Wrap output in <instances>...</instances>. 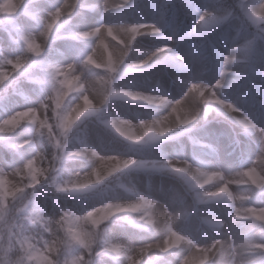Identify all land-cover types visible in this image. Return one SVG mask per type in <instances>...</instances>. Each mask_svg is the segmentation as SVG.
<instances>
[{"label":"clouds","instance_id":"clouds-1","mask_svg":"<svg viewBox=\"0 0 264 264\" xmlns=\"http://www.w3.org/2000/svg\"><path fill=\"white\" fill-rule=\"evenodd\" d=\"M141 2L44 0L42 19L15 41L18 50L0 72V100L11 101L10 90L37 71L40 99L0 114V124L17 117L12 129L22 133L35 116L56 147L73 145L82 126L96 122L108 146L121 149L106 161H127L128 175H166L172 183L137 188L138 203H114V180L93 161L77 185L91 187L65 192L52 150L46 155L25 139L32 151L9 171L13 180L25 176L24 189L0 216V264H264V219L249 211L264 209V0H160L150 20ZM101 38L110 51L98 47ZM84 97L92 106L76 115ZM257 99L259 116L244 107ZM219 122L239 126L229 159L212 130ZM145 153L158 158L146 161ZM41 193L62 194L74 212L29 225ZM104 209L109 214L93 222L89 213ZM137 209L139 221L124 224L117 215Z\"/></svg>","mask_w":264,"mask_h":264},{"label":"trees","instance_id":"trees-1","mask_svg":"<svg viewBox=\"0 0 264 264\" xmlns=\"http://www.w3.org/2000/svg\"><path fill=\"white\" fill-rule=\"evenodd\" d=\"M4 1L5 0H0V72H5L9 68L8 61L11 59L12 54H14L15 49L17 50L15 41H18L21 36L27 35V31L25 28L26 24L38 25L39 21L42 19L38 3L40 2V0H30V5L22 7L23 9L17 11V13H14L13 15L5 7ZM146 1L147 0H142L140 7L143 6ZM20 15L21 17H17ZM3 22H6L7 26H5ZM41 87L42 85L39 80V73H34L31 77L22 79L18 84L15 85L14 94H12V90H10L11 101L0 100V114L15 109V104L17 102H26L33 94H37L40 97L39 90L41 89ZM49 123L51 122L49 121ZM29 125L30 126L22 133L19 132L18 129H13L11 131H0V144L4 146L3 149L6 152L7 158L5 162L10 167H15L18 161L23 159L28 154V152L32 151V149L29 148L28 144L23 143V140L25 139L28 140L31 144L36 145L38 149L40 147L46 155L49 149H51L54 153L53 148L49 144L50 134L48 132V129L46 127H41L39 121H29ZM85 126H82L80 135L76 137V139L80 143L83 136L82 131ZM36 134H38V138L36 137ZM106 144L108 145V141ZM79 147L80 146H78V148ZM107 147L110 148L109 146ZM113 149H115L116 153L120 154L121 149H119L118 146H115ZM77 153L80 154L77 155ZM88 163V160L81 156L80 148L72 152L70 159H68L65 164L60 166V169L58 170V182L63 191L82 192L86 191L88 187H91V185H85L84 187L77 186L81 182L78 180L76 170L85 169L84 167ZM131 167L132 166L130 165L119 166L117 168L111 169L105 174V177L107 179L114 180V184L112 186L116 188L118 194H126L127 192L133 194L135 191L136 182H133L134 175L127 174V169ZM141 175L145 177L144 179L147 181V183H151L155 180L160 179L161 177V175L158 174ZM18 176L21 186L17 188V191H13L14 195L18 192L23 191L24 189L25 176ZM52 197L56 196H53L51 194H47V196H44V194L42 193L37 196L36 203L38 207L33 209L31 218L28 222L29 225L43 226L45 222L51 216L55 215L57 211H68L70 214L74 212V208L66 199L63 198L62 194L59 196L58 203L55 205L51 200ZM41 209H43V211H41ZM117 215L122 217V223L128 224L129 221L140 220L141 210L137 209V211L135 212L117 213ZM129 231L131 230L129 229ZM29 243L34 242L30 239ZM39 255V251L34 253V256ZM113 256L117 261L125 259L123 255H118L116 253H113ZM105 264H112V261L109 258H105Z\"/></svg>","mask_w":264,"mask_h":264},{"label":"rangeland","instance_id":"rangeland-1","mask_svg":"<svg viewBox=\"0 0 264 264\" xmlns=\"http://www.w3.org/2000/svg\"><path fill=\"white\" fill-rule=\"evenodd\" d=\"M30 0H5L4 1V5L7 8V10L12 13V15L14 13H17V11H20L21 9H23L22 7L26 6V5H30L29 4ZM82 2L87 3V4H94L96 3V0H82ZM160 2V0H148L147 2H145V4H143V6H141L139 8V12L142 14L143 18L145 20H150L152 17V13H151V5L153 4H158ZM39 3V10L40 13L42 15L43 10H44V0H40ZM228 3H232V1H228ZM16 15V14H15ZM89 19L90 21H95L96 20V15L89 12ZM17 17H21L17 16ZM135 20H139L141 19L140 15H134L132 17ZM5 24V26H7L6 22H3ZM37 25H30V24H26V31L28 34V31L30 29H34ZM146 43H149L148 41H146ZM58 47H60L61 49H63L64 47V42H60L58 44ZM18 50V49H17ZM17 50L15 49L14 53L17 52ZM108 50L110 51V47L108 48ZM103 51V50H102ZM35 73H39L38 71ZM40 99L39 95L37 94H33L31 95L30 99L26 102H23L24 104H32L33 101L38 102ZM18 103H22V102H17L15 104V108H17ZM245 110L253 113L256 116H259V103L256 101V106L253 107L251 104L249 105H245ZM122 112H124L125 114H127L126 110L124 108L120 109ZM237 119H239V117H237ZM85 126V125H84ZM212 130L214 132V136H219V144H220V148H221V155L225 158V159H229V157H227V152L230 150L231 146H234V141L235 138L237 137V132L239 130V126H233L232 124L228 123V122H219V123H214L212 125ZM52 136H55V131L53 130ZM9 134V132H8ZM82 139H81V143L75 138L73 141V145L69 146V145H63L62 142L56 146L53 147V145H57V141L53 138L52 143L50 144L51 147L54 150V155L57 157V159L54 161V165L57 168V172L60 169V166H62L63 164L66 163V161L68 159H70L71 154L73 151L77 150V149H81V156L84 157L85 159L88 160V164L84 167L85 169H81V170H76V174L78 177V180L80 182L83 181L84 179V175L85 172H87L89 170V164L91 165L93 161H96L97 166L102 167L105 170V174L107 172H109L111 169L117 168V160H105L104 157L105 155H112V156H116L119 155V153L115 152V149L113 148H108L107 146V141H108V136L107 134L104 132L102 126H100L98 123L96 122H88L85 126V128H83L82 131ZM36 137L38 138V134H36ZM35 137V138H36ZM240 139H243V137H240ZM78 146H80L78 148ZM4 146L2 144H0V188H2V194H0V216H6L7 215V211H8V207L10 202L16 200L22 193L18 192L15 195L13 194L12 188L13 186H15V188L17 189L18 187L21 186L20 184V180H19V176L17 175L16 179L13 180L12 176L9 174V171L11 168L6 162L5 160H7L6 158V152L4 151ZM77 148V149H76ZM75 149V150H74ZM93 149L96 150V154L93 156L92 152ZM39 150L44 152L40 147ZM169 151H171V149L169 148ZM125 157H122V159ZM158 157L156 156V154L154 153H145L143 156V159L146 161H152L154 159H157ZM173 158V157H170ZM132 159H137V157L133 156ZM181 159V157L176 156L174 157L175 161H179ZM245 161H240L241 164H243ZM121 166H125V165H121ZM131 166V165H130ZM179 163H177V167H179ZM58 176H59V172H58ZM145 177H143L141 174L140 175H134L133 177V182H136L135 185V190L137 188L140 189H149L151 188L153 191L156 190L157 188L163 187L165 190L168 189L169 185L172 183L171 179L168 176H161L160 179L155 180L151 183H147V181L144 179ZM154 184V185H153ZM230 191L232 192H236L237 188L235 185H230L229 186ZM17 191V190H16ZM128 191V190H127ZM15 192V191H14ZM44 194V196H47L46 193H42ZM241 195H244L245 193L241 190L240 192ZM120 198L117 200H114V203H120V204H135L139 202V199L134 196L133 194L130 193H126V194H121L119 193ZM58 198L59 197H52L51 200L53 202V204H57L58 203ZM246 219H245V223H246ZM257 223H260V221H257ZM127 238V236H126ZM30 240V239H29ZM29 242V241H28ZM62 246H66V247H70V245H62ZM128 256L131 255V253L127 254Z\"/></svg>","mask_w":264,"mask_h":264},{"label":"snow or ice","instance_id":"snow-or-ice-1","mask_svg":"<svg viewBox=\"0 0 264 264\" xmlns=\"http://www.w3.org/2000/svg\"><path fill=\"white\" fill-rule=\"evenodd\" d=\"M111 34V33H110ZM82 35H85L87 36L88 33H83ZM98 47L100 49H102L103 51H108V48H109V44H108V41L101 38L98 42ZM34 50L35 51H38V47L34 46ZM95 56V52H93L89 57L88 59L92 62V63H95L96 61L93 59V57ZM66 84H70L71 81H65ZM92 106V101L88 98V97H84V107L83 108H80L77 112H76V115H79L80 112H82L84 110V108H88ZM23 115H27V113H24ZM75 117L74 116H69L66 120V123H65V127H69L71 125V122L72 120L74 119ZM31 120L33 122H36V117L33 116L31 117ZM18 123V118L17 117H11L5 121H3L2 124H0V131H11L13 130L12 129V126L17 124ZM43 123V122H41ZM80 153H77V155H79ZM124 163H127V161H118L117 162V167L121 166L122 164ZM220 191H228V188L227 186L225 187H222L220 189ZM139 205H133V207H138ZM111 208V206H109V209ZM109 209H104L102 210V214L100 216H95V214L93 213H89V216L93 218V222L95 223H98L101 219H104L106 215L109 214ZM249 211H251L254 215L258 216L260 219H264V209L260 210L259 212L256 211L255 209H249Z\"/></svg>","mask_w":264,"mask_h":264}]
</instances>
